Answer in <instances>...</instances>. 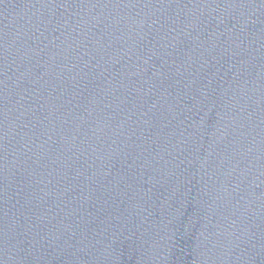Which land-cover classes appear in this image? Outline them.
<instances>
[{"label":"water","instance_id":"1","mask_svg":"<svg viewBox=\"0 0 264 264\" xmlns=\"http://www.w3.org/2000/svg\"><path fill=\"white\" fill-rule=\"evenodd\" d=\"M0 264H264V0H0Z\"/></svg>","mask_w":264,"mask_h":264}]
</instances>
